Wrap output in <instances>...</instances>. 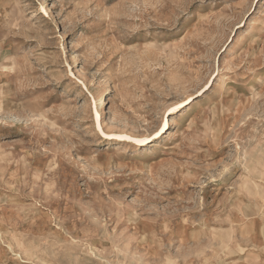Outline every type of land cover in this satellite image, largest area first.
Wrapping results in <instances>:
<instances>
[{
    "label": "rangeland",
    "instance_id": "rangeland-1",
    "mask_svg": "<svg viewBox=\"0 0 264 264\" xmlns=\"http://www.w3.org/2000/svg\"><path fill=\"white\" fill-rule=\"evenodd\" d=\"M0 264H264V0H0Z\"/></svg>",
    "mask_w": 264,
    "mask_h": 264
},
{
    "label": "snow or ice",
    "instance_id": "snow-or-ice-1",
    "mask_svg": "<svg viewBox=\"0 0 264 264\" xmlns=\"http://www.w3.org/2000/svg\"><path fill=\"white\" fill-rule=\"evenodd\" d=\"M168 111H169V112H172V111H175V109H169ZM165 126H167V125H165ZM163 131H164V128L161 127V128L159 129V131H157L156 134H157V135H160V133L163 132ZM121 139H126V137H121ZM146 142H147V141H143V140H141V141H136V143H140V144H143V143H146Z\"/></svg>",
    "mask_w": 264,
    "mask_h": 264
}]
</instances>
